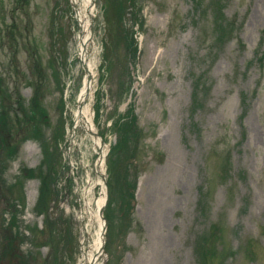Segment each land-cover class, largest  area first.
Here are the masks:
<instances>
[{
  "label": "rangeland",
  "instance_id": "rangeland-1",
  "mask_svg": "<svg viewBox=\"0 0 264 264\" xmlns=\"http://www.w3.org/2000/svg\"><path fill=\"white\" fill-rule=\"evenodd\" d=\"M82 3L0 0V264H81L99 227V149L73 128ZM90 14L106 264H264V0H94ZM33 106L38 140L21 136ZM29 168L55 171L47 213Z\"/></svg>",
  "mask_w": 264,
  "mask_h": 264
},
{
  "label": "bare ground",
  "instance_id": "bare-ground-1",
  "mask_svg": "<svg viewBox=\"0 0 264 264\" xmlns=\"http://www.w3.org/2000/svg\"><path fill=\"white\" fill-rule=\"evenodd\" d=\"M79 2V1H78ZM93 8V4L91 0H83L82 5H80L77 8V14H78V19L81 25V34H80V49H79V57L80 59L84 62V64L87 67L88 70V75H92L94 77V71H93V62L92 59L89 58V48L88 45L90 43L91 39V31H90V26H89V20L86 14L91 15V10ZM84 85L82 87L81 93H80V101H83L86 97L91 95L93 93L95 86L93 81L87 83V74L84 78ZM84 103V102H83ZM81 104V108L77 109L75 112V119L74 123L77 126H82L84 130L91 135L94 141V147L98 150H101V152L104 154L105 149L104 145L101 143V140L99 137L93 136L92 131H96V126L95 123L92 119V111L90 107L89 101H86L84 104ZM98 166L101 168L102 167V162L98 164ZM104 200V195H102V198L100 199L97 207L103 202ZM164 213V212H163ZM92 216L98 217L96 212L92 213ZM91 219L87 222H89ZM85 225V232L89 233V227ZM102 229V221L100 220L99 222V227L97 230H95L94 234L91 236V241L89 244V248L84 251L83 253V259L81 261V264H95L100 260V247L103 242V234L101 232Z\"/></svg>",
  "mask_w": 264,
  "mask_h": 264
},
{
  "label": "trees",
  "instance_id": "trees-1",
  "mask_svg": "<svg viewBox=\"0 0 264 264\" xmlns=\"http://www.w3.org/2000/svg\"><path fill=\"white\" fill-rule=\"evenodd\" d=\"M196 3H199V4L202 3V0H196ZM220 10H221V8L217 7L215 5V7H214L215 13L213 12V17H215V29L217 31L216 38H217V35L223 31V28L219 23L220 18H218V16H219L218 12ZM261 34H264V29L262 30ZM261 43H263V42H261ZM35 98H36V94L34 93L33 97H32V99H33L32 102H34ZM23 109L25 112L24 114L26 115L25 118L28 119V123L30 124V126H27V128H28L27 132L28 133L26 132L27 129L25 127L21 136H26V137H30V138H32V136H33L34 138L40 139V136L37 134V125L33 121L34 115L36 114L35 106L31 107L30 109H29V107L28 108L24 107ZM0 140H1V138H0ZM1 146H3L5 148V151L7 153L14 154L15 151L8 148V143L4 142L3 144H1ZM52 174H55V171L49 170L48 172L44 173L41 171V168L33 169V170L29 168L28 171L25 170V174H24L25 176L36 177L39 179L40 184H39V197H38L37 208L40 207L42 211H45V213H47V211H48V207L46 206V198H47L48 193L49 192L56 193L55 189L51 188L53 185L51 186L50 184H48V180H47L48 178H53L54 175H52ZM56 195H55V197H56Z\"/></svg>",
  "mask_w": 264,
  "mask_h": 264
},
{
  "label": "water",
  "instance_id": "water-1",
  "mask_svg": "<svg viewBox=\"0 0 264 264\" xmlns=\"http://www.w3.org/2000/svg\"><path fill=\"white\" fill-rule=\"evenodd\" d=\"M84 68H85V71L88 72L87 67H86L85 64H84ZM88 78L90 79L91 77L89 76ZM81 104H82L81 102H78V107H79V108L81 107ZM101 175H102L103 180L105 181V177H104V175H103V174H101ZM102 212H103V207L100 208V210H99V214H100L101 218H103V220H104V217H103V215H102ZM104 221H105V220H104ZM103 229H104V228H103ZM101 250L104 251V249H103V245H101Z\"/></svg>",
  "mask_w": 264,
  "mask_h": 264
}]
</instances>
